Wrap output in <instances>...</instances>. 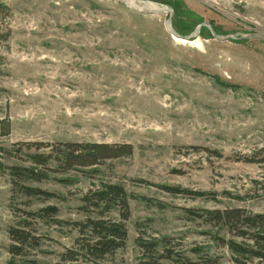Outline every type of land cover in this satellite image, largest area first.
<instances>
[{"label": "rangeland", "instance_id": "374dc122", "mask_svg": "<svg viewBox=\"0 0 264 264\" xmlns=\"http://www.w3.org/2000/svg\"><path fill=\"white\" fill-rule=\"evenodd\" d=\"M151 1L173 7L181 35L202 22L219 34L264 33V0ZM165 19L135 15L110 0H0V147L66 141L133 147L130 157L103 162L93 173L30 184L51 193L49 200L11 199L9 177L0 175V264L57 262L78 236L83 197L100 183L130 195L128 238L108 259L113 264H264L230 253L217 239L252 243L205 214L264 213V166L241 161L264 147V43H220L203 28L198 46L179 44L164 30ZM2 122L9 123L6 137ZM0 158L21 164L1 152ZM47 206L56 207L58 222H30L39 246L12 258L7 229L15 216Z\"/></svg>", "mask_w": 264, "mask_h": 264}, {"label": "trees", "instance_id": "16d2710c", "mask_svg": "<svg viewBox=\"0 0 264 264\" xmlns=\"http://www.w3.org/2000/svg\"><path fill=\"white\" fill-rule=\"evenodd\" d=\"M2 124L4 126L1 136L6 137L10 133L9 123ZM0 152L5 158L9 159L12 156L21 161V164L6 165L0 160V175L9 177L11 199L21 196L26 199L49 200L52 197L51 193L30 184L42 183L48 180L50 175H65L76 170H89L93 173L103 162L130 157L133 147L128 143L25 142L15 151L0 147ZM241 161L264 166V147ZM163 189L171 193L185 192L169 187ZM129 199L130 195L124 188L116 184L100 183L95 189L88 191L82 199L81 206L85 218L74 223L78 236L73 246L64 249L54 264H113L108 259L125 247L128 238L126 222L131 216ZM114 213L115 217L112 216ZM205 214L207 222L224 228L231 237L252 243L241 245L231 239H217L235 257L244 260L264 259V213L251 214L241 208H226ZM56 215V207L47 206L34 212L23 211L21 216H15L18 221L7 229L11 242L8 254L12 258L21 257L36 249L39 246V237L30 227V222L41 220L57 223L58 221L54 219ZM160 242L166 246L165 239ZM139 246L147 255L153 253V246L146 243H139ZM162 258L170 257L167 255Z\"/></svg>", "mask_w": 264, "mask_h": 264}, {"label": "water", "instance_id": "95a60500", "mask_svg": "<svg viewBox=\"0 0 264 264\" xmlns=\"http://www.w3.org/2000/svg\"><path fill=\"white\" fill-rule=\"evenodd\" d=\"M114 3L125 7L131 13L142 17H166L164 21V30L170 37L183 40L186 42L193 41L199 37L203 28L207 29L213 40L225 43L231 41H259L264 43V33H236V34H219L214 31L212 26L207 22L198 24L189 34L181 35L173 28V7L151 0H110Z\"/></svg>", "mask_w": 264, "mask_h": 264}, {"label": "bare ground", "instance_id": "6f19581e", "mask_svg": "<svg viewBox=\"0 0 264 264\" xmlns=\"http://www.w3.org/2000/svg\"><path fill=\"white\" fill-rule=\"evenodd\" d=\"M173 41L177 42L179 44H190V45H193V46H198V43H199L198 39H195V40L190 41V42H186V41H183V40H177V39L173 38Z\"/></svg>", "mask_w": 264, "mask_h": 264}]
</instances>
